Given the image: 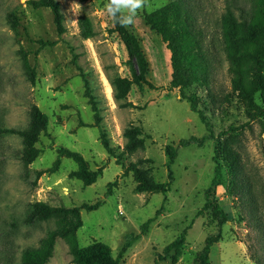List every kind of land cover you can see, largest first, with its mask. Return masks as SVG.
Instances as JSON below:
<instances>
[{
    "label": "rangeland",
    "instance_id": "obj_1",
    "mask_svg": "<svg viewBox=\"0 0 264 264\" xmlns=\"http://www.w3.org/2000/svg\"><path fill=\"white\" fill-rule=\"evenodd\" d=\"M28 1L0 0V125L27 128L33 103L49 123L36 143L39 155L27 166L21 159V138L0 134V264H23L24 251L42 248L49 231L61 226L56 214L27 221L37 201L52 209L100 201L96 209L81 210L76 242L80 247L95 240L107 243L119 264H199L196 253L208 236L219 233L221 238L211 246L212 264H256L250 244L260 243L233 193L228 156L217 154L224 148L239 153L263 201L264 130L252 117L249 99L234 85L230 43L224 35V20L231 14L238 54L250 47L245 21L252 0H194L210 62L208 77L187 93L199 95L209 126L170 87V51L143 16L144 10L172 0H148L151 7L140 10L129 27L108 14L109 0H60L63 34L49 7L34 8ZM85 22L93 31L89 38L83 36ZM40 39L55 43L41 46ZM85 78L98 114L85 95ZM121 78L130 79L129 91ZM256 101L262 104L259 94ZM231 125L237 129L230 131ZM126 128L140 129L132 152L125 151ZM103 132L113 155L103 144ZM191 136L205 140L201 145L180 144ZM60 147L82 153L90 169L102 167L103 173L85 184L71 175L78 162L60 154ZM58 158V168L49 171ZM133 163L154 182L169 183L168 190H137ZM217 165L221 174L214 182ZM208 188L225 218L214 208L202 210ZM151 217L148 231L124 248L126 235L140 233ZM183 230L185 243L165 253V246ZM46 264H79L68 236L58 238Z\"/></svg>",
    "mask_w": 264,
    "mask_h": 264
},
{
    "label": "trees",
    "instance_id": "obj_2",
    "mask_svg": "<svg viewBox=\"0 0 264 264\" xmlns=\"http://www.w3.org/2000/svg\"><path fill=\"white\" fill-rule=\"evenodd\" d=\"M34 8L49 7L53 13L54 22L59 34L66 31L64 23V13L61 9L60 0H29ZM146 24L150 25L165 42L170 51V60L172 74L170 87L179 90L182 99H186L191 109L196 112L202 122L209 126L208 117L204 109L200 106V97L196 92L187 93L192 85L206 78L209 75V57L208 51L203 43L204 29L199 23V10L194 0H172L165 5L152 11H143ZM11 18V17H10ZM13 20V15H12ZM236 20L230 14L224 20V35L229 44V56L232 60V69L236 73L233 77L234 85L244 94L252 107V117L260 122L264 130V0H252L250 16L245 21V32L250 47L238 54L236 47ZM93 35L90 25L85 22L83 26V36L89 38ZM40 44H54L55 41L47 43L40 39ZM73 50V49H72ZM73 60L76 62L78 55L73 51ZM31 79L35 76V71L31 68L28 71ZM126 90L130 89V79H119ZM86 91L88 101L92 105L93 110L98 114L97 102L90 90L89 83L85 78ZM153 86V85H152ZM259 94L262 104L256 101V95ZM29 125L27 128H17L0 125V134L18 135L23 143L21 159L24 165L33 162L40 153V149L36 143L40 140V135L46 132L48 128V116L41 108L33 103L29 110ZM237 127L231 125L229 130L235 131ZM139 128H126L124 134L128 137L125 145V151L132 152L137 147V140L134 135L139 134ZM212 133V132H211ZM103 144L110 153L114 154L106 134L102 133ZM205 137L191 136L189 138L180 139L181 145H189L191 143L203 144ZM228 156V162L232 175L233 193L240 201L241 208L247 212L246 217L250 221V226L256 232L258 239L257 245L250 244L252 254L256 264H264V200H261L260 190L256 189L257 180L251 175L245 163L240 159L239 153L233 148L220 149L217 151L218 156L221 152ZM58 152L62 155L73 158L78 162V169L73 171L71 175L81 178L85 184H91L103 173V168L96 170L89 168L88 163L82 153L60 147ZM60 158L56 159L49 171L58 168ZM219 164V163H218ZM221 165H217L216 178L221 174ZM134 171L137 180V190H151L155 192H166L169 183L154 182L147 176L144 168L138 167L133 163L130 167ZM110 182L109 185H112ZM262 192V191H261ZM206 202L202 210L214 208L219 216L226 213L219 207L218 203L212 199L210 188L205 192ZM100 201L89 203L84 202L78 206H60L52 209L43 202L37 201L31 205L28 213L27 221L47 220L55 214L59 217L61 226L49 231L45 238L42 248H28L23 253V264H46L52 257L56 242L60 236H68L71 242V250L74 262L79 264H119V258L113 256L111 247L100 240H95L91 244L80 247L76 242V230L82 225L81 210H93L99 207ZM158 214V212H157ZM155 217L147 219L141 225V232H130L126 235L124 248L130 247L136 240L148 231L151 222ZM245 217L241 215L243 220ZM186 230L164 248L165 253H169L172 249H178L185 243ZM221 238L220 233L216 236H208L204 247L196 253V260L199 264H212L210 260L211 246ZM260 250V253H259Z\"/></svg>",
    "mask_w": 264,
    "mask_h": 264
},
{
    "label": "clouds",
    "instance_id": "obj_3",
    "mask_svg": "<svg viewBox=\"0 0 264 264\" xmlns=\"http://www.w3.org/2000/svg\"><path fill=\"white\" fill-rule=\"evenodd\" d=\"M150 7L148 0H109L106 10L122 27H129L140 10Z\"/></svg>",
    "mask_w": 264,
    "mask_h": 264
}]
</instances>
